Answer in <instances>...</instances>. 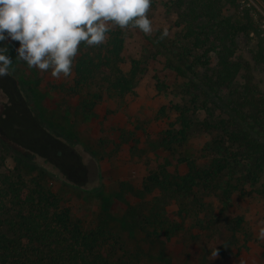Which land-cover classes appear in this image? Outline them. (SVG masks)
Masks as SVG:
<instances>
[{"label":"rangeland","instance_id":"rangeland-1","mask_svg":"<svg viewBox=\"0 0 264 264\" xmlns=\"http://www.w3.org/2000/svg\"><path fill=\"white\" fill-rule=\"evenodd\" d=\"M176 1L152 0L148 13L151 35L138 29L123 30V70L128 72L137 60L142 76L126 96L103 91V100L91 112L79 109L78 96L72 91L74 66L70 77L55 79L50 72L29 69L17 60L19 42L0 43L8 47L14 69L0 78V178L12 172L29 184L35 181L52 190L69 207L74 221L85 229L105 225L141 264H264V239H258L264 227V198L236 196L228 209L218 199L206 198L214 224L197 240L181 233L170 241H153L137 223V215L146 213L154 199L162 198L143 191L145 179L163 168L172 175L184 174L186 165L180 160L202 161V151L213 138L196 127L180 147L168 149L160 143V134L176 120L174 114L164 117L160 110L194 98L196 91L192 96L185 93L199 80L173 52L182 29ZM223 5L224 15L250 20L258 29L238 39L234 59L242 70L236 84L219 91V99L208 94L215 116L231 119L234 116L225 106L229 98H236L231 91L249 86L264 96V66L254 60L258 44L264 41V4L229 0ZM165 28L169 34L160 39ZM84 50L81 43L74 65ZM218 51L211 53L215 64ZM203 74L200 70L199 75ZM103 80V76L95 80L92 90ZM200 99L199 104L204 97ZM200 116L207 118L206 113ZM8 120L12 135L17 121L26 123V143L17 142L8 132ZM167 201L168 208H177L175 198ZM238 217L245 222L235 236L230 227ZM213 250L218 251L217 257L212 256Z\"/></svg>","mask_w":264,"mask_h":264},{"label":"trees","instance_id":"trees-1","mask_svg":"<svg viewBox=\"0 0 264 264\" xmlns=\"http://www.w3.org/2000/svg\"><path fill=\"white\" fill-rule=\"evenodd\" d=\"M224 1L229 0L176 1L182 29L173 52L199 80L185 93L192 96L196 91L194 98L160 110L164 117L176 116L175 123L160 134V143L168 149L180 147L196 127L213 138L202 151V161L180 160L186 165L184 174L172 175L163 168L145 179L143 191L162 197L154 199L147 212L136 217L140 229L153 241H170L181 233L193 240L204 235L214 224L206 198L218 199L223 209L230 208L236 196L264 198V96L249 86L231 91L236 98L225 102L234 116L231 119L215 116L209 106L208 94L218 98L219 91L236 84L242 70L234 59L239 37L258 32L250 20L224 15ZM260 1L264 4V0ZM82 43L85 50L74 65L72 85L80 110L93 111L103 100V91L117 97L134 91L142 69L140 62L133 60L130 70H123V30L113 29L98 47ZM219 48V62L215 64L211 53ZM254 60L264 66V41L258 44ZM200 70H204L202 76ZM100 76L104 77L102 84L96 85L98 90H92ZM200 97H204L201 104ZM202 113L207 118L202 119ZM7 125L10 133V120ZM15 126V134H10L17 142L26 143V123L17 121ZM172 198L176 199V209L167 207V200ZM244 222L242 217L231 222L230 230L235 236L244 228ZM0 264L141 261L137 255L126 252L119 238L105 225L85 229L74 221L69 207L55 192L8 172L0 178Z\"/></svg>","mask_w":264,"mask_h":264},{"label":"clouds","instance_id":"clouds-1","mask_svg":"<svg viewBox=\"0 0 264 264\" xmlns=\"http://www.w3.org/2000/svg\"><path fill=\"white\" fill-rule=\"evenodd\" d=\"M152 0H0V43L19 42L17 60L55 79L72 74L82 42L98 47L115 28L153 32ZM162 31L160 39L168 36ZM5 45L0 47V78L14 71ZM258 239H264L260 227ZM213 257L218 251L213 250Z\"/></svg>","mask_w":264,"mask_h":264}]
</instances>
